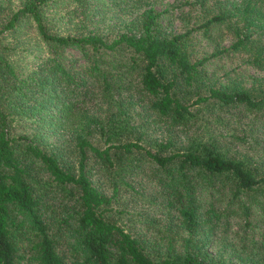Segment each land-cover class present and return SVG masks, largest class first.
<instances>
[{"label":"trees","instance_id":"16d2710c","mask_svg":"<svg viewBox=\"0 0 264 264\" xmlns=\"http://www.w3.org/2000/svg\"><path fill=\"white\" fill-rule=\"evenodd\" d=\"M74 1L0 0V264H231L202 231L264 209V152L236 147L264 134V83L209 67L243 49L264 63L260 0H185L208 11L181 30L137 0L115 33L91 24L97 0ZM221 25L235 39L198 52L194 33L213 43ZM148 179L160 216L137 226L127 195Z\"/></svg>","mask_w":264,"mask_h":264},{"label":"rangeland","instance_id":"374dc122","mask_svg":"<svg viewBox=\"0 0 264 264\" xmlns=\"http://www.w3.org/2000/svg\"><path fill=\"white\" fill-rule=\"evenodd\" d=\"M214 1L215 0H207L206 7L202 8L208 9L210 7V9L215 10L217 7H223L226 4L224 3L226 0H218L217 5ZM235 1L240 3L245 0ZM143 2L145 4H143ZM184 2L185 0H139V3L142 4V8L150 5H153L156 10H164V8H168L167 11L164 12V21L168 23V26L172 24L174 29L177 30L183 28L181 15L184 14V16L191 17L190 22L193 24V19L195 17H202L206 11H208L203 10L198 4L193 7ZM126 3H133L134 6H136L137 0H97L90 4V16H88V18H90L91 24L98 26L99 30L115 33L121 29V26L124 25V23L136 14V10L128 13L129 8L121 11V8ZM257 3L260 5L257 6L260 8V17L264 20V0H260ZM75 6L76 2L74 0H62L60 4L63 12L70 8H74ZM227 6L229 7L230 5L227 4ZM234 19L235 16L232 17L231 20L233 21ZM228 22H230V20ZM215 31L217 32V36L216 34H213L212 37L215 40L213 43L204 38H199V33H194V45L198 52L203 53L210 51L213 44L229 45L235 39L234 29L229 26L221 25L220 28L215 29ZM254 36L255 39H258L256 41L260 40L264 43V31L258 32V36L257 34ZM67 50L70 51L73 56L79 57L81 55L79 48L69 46L67 47ZM34 52L35 51H33V53ZM248 57L249 53L246 52V49H243L241 53L239 52L230 57H220V60H214L213 67H209V73H213V70H216L214 78H221V80H240L245 87L259 86L260 82L264 83V63H248ZM222 63H224V66L234 67V71H232L229 76H224L223 68H221ZM232 76L234 77L231 78ZM254 88L256 89V87ZM200 114L201 112L198 113V117ZM196 124L197 126L202 127V132L206 137L210 134V131L208 132L205 129V132L204 127H209L214 133H219V131L224 132L222 128H219L220 124H218V122H208L204 117L199 118ZM256 139V142L259 143L258 145L262 147L261 149H255L256 142H250L248 140L243 143L236 142V147L241 148L242 150L248 149L249 154L255 156L257 152L260 153V150L261 152H264V134L257 135ZM129 192L130 194L127 196L128 199H130L129 208L133 212L132 220H134V224L139 226L141 222H147L151 219L154 220L160 216V193L158 187L151 179H148L146 186L142 188V191L139 194H136L133 191ZM213 192L214 196H218L217 191ZM256 205V208H252L253 211L249 217L250 222L248 224H245L239 213H236V215L231 217L228 221L227 230L223 229L224 219H222L221 224H218L213 228L212 233L209 235L205 236L203 234L204 231H202V236L208 251L213 254L222 253L231 264H244L246 262L249 264H257L253 263V261L257 260V257L264 254V209H261V206H259L261 205L260 203ZM156 223L163 226V221L160 218ZM143 227H145V225ZM150 232L151 231L148 230L149 234ZM253 241H256L255 244Z\"/></svg>","mask_w":264,"mask_h":264}]
</instances>
